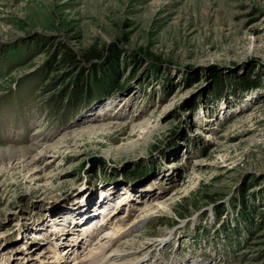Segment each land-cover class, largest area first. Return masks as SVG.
Wrapping results in <instances>:
<instances>
[{
	"label": "rangeland",
	"instance_id": "374dc122",
	"mask_svg": "<svg viewBox=\"0 0 264 264\" xmlns=\"http://www.w3.org/2000/svg\"><path fill=\"white\" fill-rule=\"evenodd\" d=\"M36 35L40 53L19 39ZM62 44L104 47L92 64L126 90L57 111L56 78L76 72L43 68ZM9 147L42 173L0 152V264H264V0H0ZM81 212L80 249L60 252L47 229Z\"/></svg>",
	"mask_w": 264,
	"mask_h": 264
},
{
	"label": "trees",
	"instance_id": "16d2710c",
	"mask_svg": "<svg viewBox=\"0 0 264 264\" xmlns=\"http://www.w3.org/2000/svg\"><path fill=\"white\" fill-rule=\"evenodd\" d=\"M19 39L31 40L36 47V53H40L45 44H47V37L42 35H36L32 37L25 36ZM104 52L109 54V51L105 50L104 47L92 45L85 51L76 54L71 48L62 44V46L58 47V49L51 53L50 59L44 64L43 70L45 73L47 72L49 74L52 71L54 68L52 67V64L54 62H62V64L59 65L67 70H70L68 73H71L72 71L76 72L75 77L70 80L66 79L68 75L64 73L56 78L57 81L60 82L58 83L60 85L56 90L54 89L55 91L52 92L50 96L52 98L51 102L54 103L57 111L64 110L63 106H65L67 108L65 113L74 115L82 108H86L91 105V103L94 101H99L110 95L126 90V86L120 85L119 83L120 74L118 72H110L109 70L108 72L103 69L104 72L101 71V75L98 73L99 70H102V66H105V64L102 62L104 59H106V56H103L102 61L99 64H92L94 60L102 57ZM57 55L60 56L58 60H56ZM56 79H54L53 83L51 80V86L52 84H57L55 81ZM99 166H103V163H99ZM144 170L145 172L140 171L141 173L137 175L136 178H145V176L148 175V173H146L148 170ZM134 175H136L135 172ZM245 220L248 221L249 228L245 229V231L249 236L252 233L249 231V229H252L254 226L250 225L249 218H245Z\"/></svg>",
	"mask_w": 264,
	"mask_h": 264
},
{
	"label": "bare ground",
	"instance_id": "6f19581e",
	"mask_svg": "<svg viewBox=\"0 0 264 264\" xmlns=\"http://www.w3.org/2000/svg\"><path fill=\"white\" fill-rule=\"evenodd\" d=\"M95 130H99L100 132L102 131V132H104V129L102 128V127H97V128H94ZM93 129V130H94ZM75 134V133H74ZM1 156L2 157H4V158H6L7 160L8 159H13V160H15L14 161V163H12V164H10V165H8L7 167L9 168V167H13L12 169H16L18 166H22L23 168H25V169H28L29 167H30V169L32 170V171H34L33 173H35L36 174V178L37 177H39V174H41L42 173V168L41 167H39V165H34V163H38L39 161V159H38V157H31V158H29L28 160H27V162H23V158H24V154H21V155H19L18 154V150L17 149H13V148H6V149H2L1 151ZM36 159H38V160H36ZM4 160V159H3ZM49 161V160H48ZM8 162V161H7ZM40 171H41V173H40ZM35 176V175H34ZM44 176H45V174H44ZM41 178V177H40ZM86 189V188H85ZM58 206V205H57ZM57 206H55V207H57ZM76 206V205H75ZM102 213H105L106 212V210L105 211H103V209H102V211H101ZM100 213V212H99ZM88 215V214H87ZM101 217H103V216H101ZM104 218V217H103ZM116 229H118V226L116 227ZM115 229V230H116ZM72 237V236H71ZM77 238V237H76ZM55 240H57V239H55ZM54 240V241H55ZM114 249V248H113ZM54 252V251H53ZM55 253V252H54ZM96 259V258H95ZM94 261V262H93ZM92 262H93V264H101L102 262L103 263H105L106 261H108L107 260V256H100L99 258H98V260H93ZM97 262V263H96ZM102 263V264H103ZM75 264H79V262H77V263H75Z\"/></svg>",
	"mask_w": 264,
	"mask_h": 264
}]
</instances>
